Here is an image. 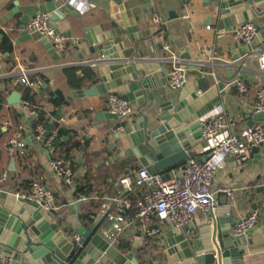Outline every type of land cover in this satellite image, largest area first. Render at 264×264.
<instances>
[{"label": "crops", "instance_id": "0c3cea01", "mask_svg": "<svg viewBox=\"0 0 264 264\" xmlns=\"http://www.w3.org/2000/svg\"><path fill=\"white\" fill-rule=\"evenodd\" d=\"M217 1L123 0L128 6V14H125L118 10L116 0H73V3L64 0H0V93L6 96L0 111V176L7 170L13 172L7 181L0 184V190L24 192L31 181L41 180L55 194L59 206L58 211L53 214L55 219L62 221V226L75 233L77 231L71 219V205L74 202L81 204L78 217L89 228L96 222L94 220L88 225L83 222L81 212L85 205L92 204L91 209L97 213L106 197L122 196L131 201V207L125 210V217L132 223L126 227L116 246L119 248L122 241H131L132 246L137 242L136 256L141 264H170L163 238L150 240L152 248L144 257L139 256L138 249L148 239L142 235V226L135 217V204L141 197V192L128 194L122 191L120 179L125 175L134 176L137 170L148 165L137 157L126 133L117 131L119 121L107 109V95L111 90L106 88L101 79L99 67L102 64L99 63L103 60L102 51L93 41L118 27L113 18V13L118 12L123 14L124 23L128 26L126 30L130 34V42L125 40V46L134 50L135 57L146 61L158 59L162 54L163 43L170 42L187 66L186 85L195 88L203 84L204 87L197 91L201 94L214 85L218 86L221 103L210 113L223 111L227 124L232 130H238L264 120L262 114L253 112L257 90L264 86V71L259 69L255 57L247 58V64L240 75L248 84V91L240 93L231 84L237 74V67L245 56L264 50V22L250 20L259 25V35L252 44L245 45L231 36L233 28L241 24L236 22L234 16L231 17L233 25L221 27L214 10ZM50 2L55 5L51 6ZM258 10L264 11V4ZM155 11L162 17L161 25L152 23ZM39 12L51 14L55 27L67 35L71 44L67 53H59L48 40L29 32L28 22ZM186 15L189 17L186 18ZM75 38L79 39L78 44L72 43ZM92 47L95 51L91 50ZM94 61H98V64L94 65ZM20 66L30 70V78L37 82V86L29 87L18 83ZM85 68L93 69L95 77L92 80L86 79L82 87H77L70 81L73 70H76L77 76L83 77ZM152 74H159L153 78L155 86L159 87L163 80L168 84V74L162 75L159 70ZM134 76L136 79L140 78L136 73ZM202 77L205 78V83L199 82ZM124 83L130 85V91L117 93L129 98L134 109L133 114L122 122L127 127L137 120L139 107L141 111L148 113L152 106L157 107L158 102L153 89H146L151 100L139 106L144 98L137 93L140 85L131 80H125ZM92 87L95 92L91 95L71 96L76 90ZM27 90L32 95L35 94L36 108L45 113L46 122L36 125L37 113L32 110L34 113L31 114L23 107V103L28 102ZM16 91L21 93L22 102L10 104L7 98ZM39 126L58 130V137L52 146L48 147L37 140ZM60 128L68 130L70 134L62 137L59 134ZM17 131L21 132L26 143L23 153L27 156L26 162H19L14 157L8 158L7 146ZM73 142H78L81 146L74 148L71 156H67L63 147ZM206 146L207 143L202 140L187 153L189 157L201 159L205 157L203 150ZM58 157L71 161L73 184H66L50 167V160ZM189 157H184L167 170L157 168V172L164 175L165 172L180 169ZM220 164L211 190L217 192L221 187H228L234 190L235 196L228 198L223 193L218 194L220 205L213 211L228 202L231 206L230 215L235 223L257 211L258 223L251 231L263 228L264 144L253 151L245 162H238L230 155ZM79 186L91 188L89 195L77 192ZM211 212L197 210L193 221L187 226L193 228V231H199L211 221ZM96 226L105 231L110 227V222L105 220ZM171 228H167L165 234ZM249 241L251 243V239ZM260 257H264V252L260 253Z\"/></svg>", "mask_w": 264, "mask_h": 264}, {"label": "water", "instance_id": "95a60500", "mask_svg": "<svg viewBox=\"0 0 264 264\" xmlns=\"http://www.w3.org/2000/svg\"><path fill=\"white\" fill-rule=\"evenodd\" d=\"M116 1L118 10L128 14V6L123 0ZM50 4L55 5L54 2ZM262 4L264 0H218L214 10L221 27H226L233 25L232 16L237 23L253 19L264 22V11L258 10ZM113 18L118 27L93 41L102 51L101 79L106 88L114 92L130 91L125 80L139 84L137 93L144 97L139 106L151 100L145 90L153 89L157 107L148 104L151 107L148 113L139 107L137 120L125 127L124 132L137 157L151 172H157V168L167 170L189 157L187 152L202 141L200 118L220 105L218 86H212L203 94L197 92L203 84L172 90L163 80L159 87L155 86L153 78L159 74L152 73L159 70L160 74L167 75L168 67L158 59L146 61L135 57L134 50L125 46V40L130 42V34L123 14L113 13ZM91 50L95 51V48ZM134 73L140 78L136 79ZM203 81L205 83L204 77L199 82ZM94 92V87L79 89L71 96L82 97ZM7 101L21 103V93L13 92ZM169 177L170 173L165 172L164 178ZM80 207L78 201L71 205V219L80 235L77 242L75 232L62 226L53 213L34 202L17 199L13 192L0 190V257H12L14 264H141L136 256L137 242L129 252L120 251L96 226L87 228L83 225L78 217ZM230 213L231 206L226 202L211 212V221L199 231L185 226L164 234L170 264H264V257H260L264 252V227L235 236L232 229L237 223L233 222Z\"/></svg>", "mask_w": 264, "mask_h": 264}, {"label": "built area", "instance_id": "2783aa9c", "mask_svg": "<svg viewBox=\"0 0 264 264\" xmlns=\"http://www.w3.org/2000/svg\"><path fill=\"white\" fill-rule=\"evenodd\" d=\"M73 3V0H64ZM186 18L189 15L185 16ZM152 23L161 25L163 23L159 12L152 14ZM28 30L38 33L41 38L48 40L61 54L67 53L70 47L67 35L59 31L53 24L51 14L39 12L28 22ZM211 28V26H207ZM259 35V28L253 21L243 22L233 28L231 36L233 39L245 45L252 44ZM78 44L79 39L72 42ZM255 57L258 67L264 71V50L260 53H248L240 66L237 74L231 81L240 93H246L248 84L241 78V71L247 64V58ZM158 60L168 67V86L173 90L182 89L188 81L187 66L182 58L173 50L170 42L162 45V54ZM94 65L98 61L93 62ZM18 83L29 87L37 86V82L31 80L30 70L20 66L17 73ZM256 102L253 112L264 116V86L257 90ZM107 109L115 116L119 125L118 132H124L123 120L133 114V104L124 95L111 91L107 95ZM23 107L31 114L34 113L29 102H24ZM201 138L207 143L203 152L205 157L197 159L189 157L184 167L170 172L169 179L159 172H151L148 167H141L134 176L125 175L120 179L122 191L128 194L141 192V197L136 200V220L142 226V235L150 240L163 238L167 228L183 229L189 225L197 210L213 211L219 205L218 194L223 193L228 198H234L235 192L232 188L221 187L217 192L211 190L214 176L221 166V161L227 156H234L238 162H245L251 157V153L264 144V120L256 121L249 126L238 130H232L227 124L223 111L208 113L200 118ZM58 137V130H48L45 126L37 129V140L50 147ZM26 143L20 131H17L9 140V152H25ZM50 167L56 172L66 184H73V168L71 161L64 157L51 159ZM9 178L8 171L0 176V184ZM17 199L31 201L44 208L47 212L56 213L59 206L53 190L41 180L33 181L29 191L13 192ZM86 198H82L85 200ZM131 207V201L122 196H109L94 216L96 226L107 220L110 227L102 231L111 245L116 246L118 239L124 234L125 229L132 222L125 217V210ZM258 223V212L253 211L249 215L240 218L233 235L241 236L252 230ZM97 227V226H96ZM75 241L80 240V235L75 233ZM164 239V238H163ZM166 247V246H165ZM167 250V247H166ZM103 254H106L105 251ZM0 264H14L13 258L9 256L0 257ZM73 264V263H69Z\"/></svg>", "mask_w": 264, "mask_h": 264}, {"label": "trees", "instance_id": "16d2710c", "mask_svg": "<svg viewBox=\"0 0 264 264\" xmlns=\"http://www.w3.org/2000/svg\"><path fill=\"white\" fill-rule=\"evenodd\" d=\"M73 71H74V74L71 77L70 81H71L72 84H74L77 87H82L84 85L86 79L92 80L95 77L94 70L90 69V68H85L83 77L77 76L76 70H73ZM27 93H29V94H27L26 100L31 104L32 110H34L37 113L36 114L37 116L35 115V122H36L35 124L37 125L39 123L46 122L47 117H46L45 113L42 110H40L38 107L36 108L37 101L35 99V94L32 95L30 93V90H27ZM5 101H6L5 94L4 93H0V111L3 109V104H4ZM59 134L62 137H65V136L69 135L70 132L68 130H66V129L60 128L59 129ZM63 144H65V142H63ZM80 146L81 145L78 142H73V143H70V145H64L63 149H64L65 153L67 154V156H71V152L73 151V149L74 148H79ZM7 150H8V155H9V156L7 155L8 158L14 157L19 162H26L27 161V156H25L23 153H21L19 151L16 152L15 154H10V152H9V143H8V146H7ZM7 171H8L9 176L11 177V174H13V172L9 171V170H7ZM32 183H33V181L30 182L29 187H27L26 191L30 190ZM90 189L91 188L86 187V186H79L77 188V192H79V193H87L89 195ZM91 205L92 204L85 205L84 206V211L81 212V218H82L83 222L86 223L87 225L94 221V218H92V215L96 214V211L91 209ZM131 247H132L131 241H122L120 243V246H119V248L121 250H123V251L130 250ZM151 248H152V243H151L150 239H146V242L138 249L139 256L144 257L147 254L148 250L151 249Z\"/></svg>", "mask_w": 264, "mask_h": 264}]
</instances>
